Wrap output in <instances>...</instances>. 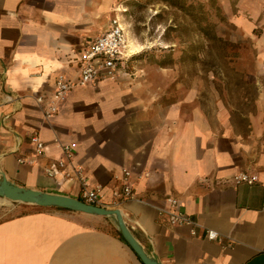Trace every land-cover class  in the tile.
Listing matches in <instances>:
<instances>
[{"label": "crops", "instance_id": "obj_1", "mask_svg": "<svg viewBox=\"0 0 264 264\" xmlns=\"http://www.w3.org/2000/svg\"><path fill=\"white\" fill-rule=\"evenodd\" d=\"M223 1L235 3L242 32L264 36V0ZM113 7L114 0H0V177L79 200L77 182L46 175L66 144L100 206L118 210L159 264H264V84L254 110L233 118L218 100L203 107L192 96L163 97L126 64L114 81L74 87L45 119L57 77L78 81L81 56L109 29ZM256 48L264 50V40ZM33 135L44 143L41 156ZM242 173L256 181L236 183ZM124 183L134 196L116 200L112 192ZM166 197L197 226H168L159 215ZM25 206L0 218V264H142L113 217Z\"/></svg>", "mask_w": 264, "mask_h": 264}, {"label": "rangeland", "instance_id": "obj_2", "mask_svg": "<svg viewBox=\"0 0 264 264\" xmlns=\"http://www.w3.org/2000/svg\"><path fill=\"white\" fill-rule=\"evenodd\" d=\"M234 5L223 0H114L113 19L125 27L135 51L126 73L146 77L149 86L172 101L192 96L195 104L212 107L218 100L233 118L253 111L264 84L259 81L264 50L256 48L264 36L239 29ZM25 207L30 206L2 202L0 218L26 212Z\"/></svg>", "mask_w": 264, "mask_h": 264}, {"label": "built area", "instance_id": "obj_3", "mask_svg": "<svg viewBox=\"0 0 264 264\" xmlns=\"http://www.w3.org/2000/svg\"><path fill=\"white\" fill-rule=\"evenodd\" d=\"M128 52V34L125 27L116 19L111 20L109 29L97 38L90 41L88 48L84 51L80 59L79 78L76 83L68 81L63 76H58L55 81L53 95L44 111L45 119L50 118L58 111V104L63 101L69 91L76 86L96 85L101 79L114 81L124 70L130 60ZM43 99L38 98L37 103H42ZM34 145L35 156L44 154V143L37 135L30 138ZM60 159L50 164L46 169V175L54 178L58 174L68 182H77L79 185V200L85 204L101 207V201L96 189L90 188L87 179L83 175L82 169L73 163V150L69 145H62ZM128 176V173H124ZM236 183L244 182L252 184L256 181L255 176L242 173L234 177ZM113 198L116 200H131L134 196L132 189L124 183L119 190H113ZM166 209H161L159 215L170 227L191 226L197 224L189 216L177 209V201L173 197H166ZM191 236H196L191 230ZM205 237L209 240H217V233L206 230Z\"/></svg>", "mask_w": 264, "mask_h": 264}, {"label": "water", "instance_id": "obj_4", "mask_svg": "<svg viewBox=\"0 0 264 264\" xmlns=\"http://www.w3.org/2000/svg\"><path fill=\"white\" fill-rule=\"evenodd\" d=\"M0 199L40 208H58L94 216L113 217L120 236L135 253L141 263L159 264L154 259L150 258L136 242L125 226L121 213L116 209H105L103 207L85 204L80 200L68 196L19 187L10 183L3 175L0 177Z\"/></svg>", "mask_w": 264, "mask_h": 264}, {"label": "bare ground", "instance_id": "obj_5", "mask_svg": "<svg viewBox=\"0 0 264 264\" xmlns=\"http://www.w3.org/2000/svg\"><path fill=\"white\" fill-rule=\"evenodd\" d=\"M131 49V44H130V40H128V52H129V56H133V54H134V52H133V54L131 53V51L132 50H130ZM133 49V48H132ZM7 203L8 201L7 200H5V199H0V203Z\"/></svg>", "mask_w": 264, "mask_h": 264}, {"label": "trees", "instance_id": "obj_6", "mask_svg": "<svg viewBox=\"0 0 264 264\" xmlns=\"http://www.w3.org/2000/svg\"><path fill=\"white\" fill-rule=\"evenodd\" d=\"M58 209V208H57ZM119 236H120V234H119ZM120 238L122 239V237L120 236ZM123 240V239H122ZM124 241V240H123Z\"/></svg>", "mask_w": 264, "mask_h": 264}]
</instances>
